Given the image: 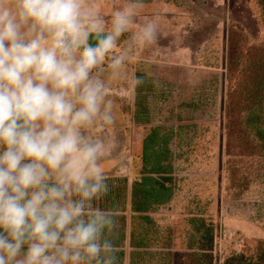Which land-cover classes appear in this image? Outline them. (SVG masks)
Instances as JSON below:
<instances>
[{
  "label": "clouds",
  "instance_id": "obj_1",
  "mask_svg": "<svg viewBox=\"0 0 264 264\" xmlns=\"http://www.w3.org/2000/svg\"><path fill=\"white\" fill-rule=\"evenodd\" d=\"M145 6L105 17L97 0H0V264H119L103 162L120 141L88 130L117 122L99 70L117 77L159 40Z\"/></svg>",
  "mask_w": 264,
  "mask_h": 264
},
{
  "label": "rangeland",
  "instance_id": "obj_2",
  "mask_svg": "<svg viewBox=\"0 0 264 264\" xmlns=\"http://www.w3.org/2000/svg\"><path fill=\"white\" fill-rule=\"evenodd\" d=\"M120 3L97 0L105 17ZM144 14L160 17L158 42L134 49L117 77L106 66L99 70L114 101L117 122L109 130L95 127L93 137L120 141L119 150L103 165L112 179L127 178L132 184L140 177L136 152L151 126H177L181 121L209 124L211 146L205 154L189 150L186 142L176 147L181 148L177 149L180 189L152 216L163 232L175 225L180 229L194 200L208 202L216 224L214 264H224L236 253L251 255L264 239V182H254L243 195L229 191L226 161L229 154L248 148L241 137L240 104L245 86L264 73L260 8L256 0H158L145 7ZM127 40L128 34L121 47ZM139 72L149 80L150 125L134 120L137 91L131 83ZM121 161L123 167L116 171ZM126 215L129 232L131 213ZM125 252L124 264H129L128 244ZM178 257L175 264H180ZM152 264H164L162 256ZM184 264L194 263L188 258Z\"/></svg>",
  "mask_w": 264,
  "mask_h": 264
},
{
  "label": "trees",
  "instance_id": "obj_3",
  "mask_svg": "<svg viewBox=\"0 0 264 264\" xmlns=\"http://www.w3.org/2000/svg\"><path fill=\"white\" fill-rule=\"evenodd\" d=\"M157 1L146 0L145 7ZM256 2L264 24V0ZM262 64L264 66V58ZM137 76H142L144 83L136 87L134 120L137 124L150 125L152 118L146 95L149 80L141 72ZM245 88V98L240 104V127L242 140L248 148L237 155L229 154L226 161L228 189L237 195L246 193L256 181L264 182V73ZM208 127L209 124L186 121L177 126H151L136 152L140 177L132 184L127 178L111 179L112 190L107 204L116 209L119 218L116 237L119 264L125 262L127 244L129 264H152L158 256H162L164 264H175L176 256H179L180 264L188 258L194 264L215 263L216 224L211 217L210 203L192 202L188 216L180 225L185 228L183 232L176 225L163 232L152 216L170 204L180 189L177 163L181 152L177 149L181 148L176 147L186 142L189 150L205 154L210 149L207 146H211L207 140ZM209 139L211 143L215 141L214 136ZM128 212L131 213L129 232ZM224 264H264V239L257 242L253 254H233Z\"/></svg>",
  "mask_w": 264,
  "mask_h": 264
},
{
  "label": "crops",
  "instance_id": "obj_4",
  "mask_svg": "<svg viewBox=\"0 0 264 264\" xmlns=\"http://www.w3.org/2000/svg\"><path fill=\"white\" fill-rule=\"evenodd\" d=\"M94 128H91V129L88 130V134L89 135H91V136H94L95 135V129ZM107 130H109V129H107Z\"/></svg>",
  "mask_w": 264,
  "mask_h": 264
}]
</instances>
